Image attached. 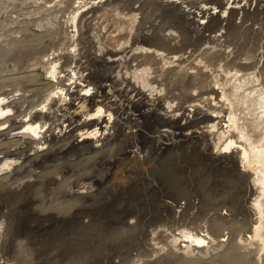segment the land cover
<instances>
[{"label": "bare ground", "instance_id": "bare-ground-1", "mask_svg": "<svg viewBox=\"0 0 264 264\" xmlns=\"http://www.w3.org/2000/svg\"><path fill=\"white\" fill-rule=\"evenodd\" d=\"M2 1L0 0V6H3ZM102 4L119 7L125 14L139 11L122 18L128 21L129 33L135 37L140 36L139 39L142 38L139 42L141 45L133 43L122 48L102 47L97 40L90 39L92 51L86 56L87 60L104 65L108 69L104 74L91 65L89 67L88 61L82 59L85 56H77L72 50L63 52L64 65L60 64L57 58L51 57L47 67L48 79L45 82L47 94L41 102V108L34 106L20 118L16 114L19 111L18 98L14 94L9 96L7 93H0V118L4 116L6 119L3 122L7 123L5 126L1 122L3 126L0 127V137L7 139L0 142V181L3 180L2 173L20 176L10 185H6L5 192H13L12 199L17 203L28 204L30 193L33 191V197L35 194L41 198H39L41 203L35 208L43 211V215L34 213L32 208L28 212L29 219L32 221L39 219L42 222L56 223L55 226L73 228L74 216L65 218L60 214L68 213L77 203L76 200L86 201L98 195L101 190L97 189L94 183L99 185L104 178L91 171L89 182H82L80 185V188L86 190L84 196L79 194V190H73L75 198L70 201L71 205L55 206L58 215L53 213L50 215L51 211L47 209L54 205H50L51 197L47 201L48 204L43 202L42 192L46 190H44L48 182L46 175L51 164L56 166V163L53 164L56 159L71 160L80 153L99 151L108 145L111 146L108 149L112 151V145L117 141L127 142L130 138L142 144L148 142L144 152L134 145L128 152L140 158L152 153L157 160L155 166L158 170V181L155 189L161 198H170L161 199L159 215L162 218L170 216V219L176 222L189 218L186 215L188 203L180 204L166 194L163 178L167 174L173 179L176 174L182 173L181 167L186 158H190L193 163L214 171L213 178L209 177L210 174L206 175V183L211 185L210 189L218 192L221 198L216 201L218 198L211 197L213 201L208 204V209L213 210L211 227L216 230L229 227L234 233H250L243 239L231 237L222 253L223 256L238 251L240 260L245 264H264V90L259 89L258 82H253L254 85L249 91L244 89L245 92L240 93L239 90L251 83L252 78L249 72L239 73L238 69L230 72L228 68L225 73L232 78L229 89L226 88V83L211 84L207 79L210 78L207 74V65H204L205 69L202 71L192 69L188 73L185 72L186 76L194 81L192 82L194 90L197 89V92L189 94L187 103L175 106L170 105L168 101L164 102L166 95L173 93L168 86L176 80L180 70L181 65L177 63L187 61V58L192 59L198 55L208 61L219 58L225 62L236 63L235 59H239L236 56L242 52L243 61L237 63L240 68L264 64V30L260 26L244 23L247 16L252 13L250 10L264 12V0H94L89 6L77 7L71 20L73 27L71 31L75 32L72 36L78 35L83 19L81 17H84L85 12L94 11ZM261 17L264 18V15ZM38 41L43 42V37L38 38ZM178 41L188 49L172 56L176 61L173 65L178 68L173 65L167 66L166 62H163L166 53L159 49L162 46L169 49L178 47ZM27 44L24 40H15L4 45L0 49V57L9 55L16 47L21 51ZM227 44L233 47L226 48ZM22 55L18 54L15 57L16 63ZM70 56L73 59L72 63L67 62ZM152 72L155 74L151 75ZM29 77L33 79L34 74ZM91 78H98L101 81L98 79L96 82L91 81ZM10 79L15 80L13 76H10ZM118 92H121L124 99L117 98ZM182 95L187 93L184 92ZM132 103L141 105L138 116L131 114L130 108H124ZM121 114L126 116L122 117ZM140 117L145 118L143 124ZM157 120L160 123L156 127L154 123ZM67 138L70 139L68 142ZM87 158H93V155H88ZM76 162L73 159L71 166L78 164ZM61 168L57 170L56 167L55 172L57 190L69 182L70 175L62 177L64 171ZM145 180L138 182L135 191L130 189L135 192L132 194L133 199L140 197L141 201L139 204L131 205L132 209L128 213L140 207L139 214L145 216V209L149 205V202H145L146 192L153 191L146 185ZM149 183L152 184V179ZM1 184L0 182V188ZM151 186L153 187V184ZM48 188L51 190L50 186ZM2 195L0 190V199ZM99 200L100 198L96 196L94 201L86 204L96 211L95 215L100 213L95 206L99 204ZM220 206L225 209L222 211ZM105 214L112 216L114 212ZM125 216L119 218L123 219ZM11 217L17 218L11 220V224L18 226L19 213L14 212ZM4 228V223L0 221V246L3 245ZM137 228L134 222H128L126 228L122 230L128 234L130 240L137 243L141 238L136 236ZM208 235L207 230L198 233L182 227L178 233L171 236L174 241H184L185 243L179 244V247L189 253L193 246L207 243L210 240ZM223 242L224 239H220L218 243ZM52 246L57 249L61 244L56 240L55 243L52 242ZM77 247L76 243L71 241L65 249L73 252L79 249L86 250ZM72 255L74 256V253ZM175 257L181 264L195 263L194 259L187 255H176L175 252L168 251L164 256L150 260L148 264H160ZM51 261H53L51 258L42 259L41 264H53ZM1 263L8 264L3 261Z\"/></svg>", "mask_w": 264, "mask_h": 264}, {"label": "rangeland", "instance_id": "rangeland-1", "mask_svg": "<svg viewBox=\"0 0 264 264\" xmlns=\"http://www.w3.org/2000/svg\"><path fill=\"white\" fill-rule=\"evenodd\" d=\"M92 1L94 0H61L62 3L59 2V0H3L1 2L3 6H0V49L4 45L12 43L15 40H24V42L28 43L21 51L16 47L9 55L3 58L0 57V93H7L9 96L14 94V96L18 98L17 108H19V111L16 112L19 116L18 118L27 114L29 109L34 106L41 108V102L44 101L47 94L45 82H47L48 79L47 67L49 66L51 57L57 58V61L64 65L65 57H62L63 52L72 50L77 56H85L82 59L87 60L88 58L86 56L92 51L90 39L97 40L102 47L113 46L115 48H122L126 44L133 43L141 45L139 42H141L142 38L139 39L140 36L135 37L129 33L128 21L122 18L134 12L139 13V11H131L125 14L121 12V8L114 5L102 4L94 11L85 12L84 17H81L83 19H81L82 23L80 24L81 27L79 28V32H77L78 35L75 34L72 36L75 32L71 31L73 29L71 20L76 13L77 7L89 6ZM250 12L252 13L247 16L248 18L245 19L244 23H248L252 26H260L264 30V18L261 17L264 15V12L260 13L257 10H250ZM118 35L119 37H117ZM41 37H43V42L39 43L38 38ZM142 45L145 44L142 43ZM228 47L232 48L233 45L227 44L226 48ZM161 49L159 50L164 54L166 53L163 62H166L165 64L167 66H171L176 64L173 57L183 53V51L188 48L178 41V47L176 46L173 49H169L162 46ZM16 54H23L18 63H16L15 60ZM241 56L242 52L238 53L236 57L239 59H235L236 63H231L229 61L225 62V60H220L219 58L215 61H208L198 55H195L192 59L187 58V61L177 63V65H181L180 70L178 71L176 80L168 86L171 89V93H173H168L164 102L168 101L170 105L175 106L180 103H187L189 94L194 91L197 92V89L194 90V86H192V82L194 81L190 80L185 72L188 73V71L192 69L197 72L198 70L202 71L205 69V67H203L204 65H207V74H209L210 77L207 79L211 84L226 83V88L229 89L232 84V78L228 74L225 75V73L228 68L230 72H233L234 69H238L240 70L239 73L249 72L252 78L250 80L251 83H248L239 90L240 93L249 91L254 83L257 82L259 83V89L264 90V64H259L258 67L253 66L251 68L242 69L237 65L238 61H243ZM72 60L70 56L67 62L72 63ZM87 61L89 67L91 65L92 68H95L100 73L102 72L104 74L108 71L104 65L94 64L89 60ZM195 66L197 67L195 68ZM174 67L178 68L176 65ZM225 67L226 69L224 70ZM31 74H34L33 79L29 77ZM152 74L154 75L155 73L152 72L151 75ZM10 76H13L15 80H11ZM97 79L98 78H91V81L96 82L99 80ZM184 92L187 93V95H182ZM117 94H119L117 96L119 100L124 99L121 92ZM140 106L139 103H132L127 107L124 106V108H130L131 114H136L138 116L141 109ZM121 116L124 117L126 115L121 114ZM5 119L4 116L0 118V127L3 125L7 126V123L3 122ZM140 119L143 124L145 118L140 117ZM122 120L125 121V123L127 122L125 119ZM1 122L4 124L2 125ZM159 123L160 122L157 120L154 124L157 127ZM4 140L7 139L0 137V142ZM69 140L70 139L67 138V142ZM143 144L138 140L135 141L133 138H130L127 142L117 141V143L112 145V151L108 149L111 147L110 145L104 146L103 149L99 151L80 153L71 160L56 159V161L53 162V164L56 163V166H52L51 164L48 168L49 172H47V169H44V171L48 173L46 175L47 178L45 177L48 182L47 186L44 187V190H46L42 192V200L48 204L47 201H49L48 199L51 197L50 205L54 206L47 209L51 211V213H49L50 215L52 213L58 215L57 212H55V206L71 205L70 201L75 198L73 190H79L80 195H83V193L85 194L86 190L80 188V185L89 182V177L92 175L90 174L91 171L99 177L103 176L104 178L101 184L96 185V183H94V186L101 190L98 195L86 201L85 199L76 200L77 203L68 213L60 214L61 217L65 218H68L70 215L74 216L75 222L72 223L73 228L64 227V225L55 226L56 223L42 222L39 219L35 221L29 219L28 212L32 210V208L35 211L34 213L43 215V211L40 212L35 208V206L41 203V198L35 194V197H33L32 191L30 193V203H17L15 199H12L13 192L8 193L5 192V190L13 180L15 181L20 176H9V173H2L1 175L4 176L3 180L0 181L2 183L0 190H2L3 194L0 199V221L4 223L5 228L3 230V245L0 246V264H2V261L8 264H41L42 259L48 258L53 260L51 261L53 264H84L85 262L89 263V261V264H148L150 260L160 258V256H164L168 251H173L176 255H187L194 259L195 263L191 262L189 264H245L240 260L237 253L238 251H233L229 256H223L222 253L225 251L224 249L227 248L231 237L235 239L242 237L243 239L250 233H234V230L229 227L221 230H216L211 227V214L213 210L210 211L208 209V204L213 201L211 197L215 196L218 198L216 201H219V198H221L219 193L215 190H211V185L209 186L206 183V175L208 176L210 174L209 177L213 178L214 171L210 170L208 167L204 168L201 164L199 166V164L193 163L190 158H186V160L184 158L185 162L181 167L182 173L176 174V177L173 179L165 174L163 179L167 191L166 194L179 201L180 204L187 205L188 203L189 207L186 215L189 218L180 219L177 222L171 220L170 216L162 218L159 215L161 199L170 200V198H161L158 195L157 189H155V185L158 181V170L155 166V161L157 160L152 153L151 155H147V157L145 155L140 158L138 156H132V153L128 152V149H131L132 145L139 147L144 152L145 146L149 143ZM67 150L64 154H66ZM91 154L93 158H87V156ZM73 159L75 162L78 160L76 162L78 164L75 163L76 165L71 166ZM81 160L83 162H81ZM56 167L57 170L62 167L61 169L64 171L62 177L70 175L68 177L69 184L67 183L66 186L60 187L59 190L55 189L56 183L54 180L56 175L55 172L57 171ZM72 168H74L75 171ZM151 179L153 187L151 186L152 184L149 183ZM141 180H145L146 185L150 187L149 189H153V191L148 190V192H146L147 198L145 202H149V205L145 209V216H143L142 213L139 214L138 210H140V207H136L135 211L128 213V211L132 209L131 205L139 204L141 201L139 196V198L134 199L132 196V194L135 193L133 191L138 188V182ZM49 186L51 190L48 188ZM131 188L133 191H130ZM16 192L19 191H14V193ZM96 196L100 198L99 204L95 205L100 212L98 215H95L94 212L96 211H94L92 207L87 205L88 208L86 206L90 201H94ZM101 200L103 202H101ZM216 201H214V203ZM30 205L31 208H29ZM220 209L223 211L225 208L220 206ZM57 211L62 213L59 209H57ZM110 211L114 212L112 216L105 214ZM14 212L19 213L18 221L20 224L18 226L11 224V220H17V218L11 217ZM125 214L127 215L125 216ZM44 215L47 214L44 213ZM121 216L125 217L121 219L119 218ZM128 222H134L138 227L136 236H140L141 238L137 243L130 240L128 234L123 231ZM182 227H187L193 232L198 233H201L202 230L204 232L207 230L210 235V240L207 243L205 242L193 246V248L189 250V253L184 252L182 248L179 247V244L185 242L178 240L174 241L171 236L178 233V230ZM181 238L179 239L181 240ZM220 239H224L225 242L222 244L218 243ZM56 240L61 244V247L57 249L52 246V242L55 243ZM207 240L208 239H206V241ZM41 241H43V243ZM71 241L75 242L76 246L85 248L86 250L79 249L74 252L72 250L67 251L65 247L67 244L69 246V242ZM73 253L74 256L72 255ZM69 257H71L70 260ZM160 264H181V262L175 257L163 261Z\"/></svg>", "mask_w": 264, "mask_h": 264}]
</instances>
